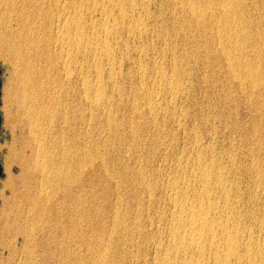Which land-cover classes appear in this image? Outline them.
Instances as JSON below:
<instances>
[{
	"label": "bare ground",
	"instance_id": "1",
	"mask_svg": "<svg viewBox=\"0 0 264 264\" xmlns=\"http://www.w3.org/2000/svg\"><path fill=\"white\" fill-rule=\"evenodd\" d=\"M149 1L150 0H81L75 6L74 0H0V24H2L4 21H9V22L15 21L19 23L20 21H22L21 16H23V11H19L18 7L22 5H32V4H41L45 8H48V10L55 9L56 13L59 12L57 11V9H59L61 13L60 18L63 19L62 25H58V26L56 25L57 27L55 26L56 28L55 34L50 39H49V36L51 35H49L48 37H44V38L39 37V45L37 41L30 40V42H33L32 46H33L34 53H37V55L39 54V62L43 63V65L46 64L47 68L51 70L53 68H55V70H58L57 76L58 78H62V79H58L60 82H56V80H54L53 78L50 79L48 77V74L45 71V67H44L45 65L43 66V68L39 69V82L37 80V75L30 72L29 65L26 62V58L24 57L27 54L28 48L31 47L30 45L26 47L24 44V41H26V39L28 38L27 35H24L23 33L22 35L19 33H15L16 30L7 24V26L5 27V32L1 34L0 36V47L1 45H3L6 48V56H7L6 58L14 60V63H16L17 65L13 67L14 70L12 71L14 72V79H15L14 81L16 82L17 85H15L14 87H11V89L8 90V93L4 98V108L6 110L7 121L8 119L10 120L13 118L19 123H24V126H26L28 129L27 130V140L31 144L30 146L31 158H29V160L25 159L23 161L22 166H21V176L23 177V182L25 181L26 183L28 192L34 198L39 199V204L43 203V206L44 205L46 207L51 206L52 205L51 201L53 200V198H55L56 195L61 193V191L63 190V192L60 194V197H61L59 198L60 202L57 201V203H55L54 206L50 207V208L53 207L55 216L61 213L62 210H64V207L66 206L68 208L67 210H69L71 215L75 216L78 214L82 216L83 218L85 217L83 214L85 212L84 210L85 207L83 208V206L82 207L78 206V204H75V203L73 204L74 206H71V202H70V201H74L77 199L84 200L88 198L90 194V191L88 190L89 183L86 181V179H83L81 181V178L79 179V175L77 174H75L78 176L77 178L72 179L69 176V168L72 166V164H75L78 162V161L77 162L74 161L75 154H76L75 159L78 157V155L79 157H82L84 159L85 156L87 157V152L88 154L89 153H93V155L96 154L95 156H97L98 165L100 168L103 169V171L101 172V176L103 178L102 180L104 181V178L113 180V176L109 174L108 172H105L104 170L105 156H110L111 149L109 150L110 147H107L106 144H105L106 146L103 145L101 141H100L101 143H99L98 141V145L96 143L97 146H95L94 148H90V146L88 147V145L85 146L84 148L79 147L77 144L78 140L76 139L77 140L76 141L74 140V138L73 140H70L72 141L71 143L69 142V144H72V146L71 145H70L71 147L68 146L64 140V137H65L64 133H65V130L68 129L66 127L69 125L70 122H72V120L70 119V116L67 115L68 109L64 105L65 103H63L65 102V99L63 102H61L59 99H58L59 101H56V100L53 101L52 99H48V97L45 98L44 92L46 90L48 91V89L50 88L49 86L51 84L49 83V81L51 80V83L53 82L52 85L54 84L55 86L54 85L53 86L56 87L57 90H59V92H61V94L63 95L65 94L63 93L64 88H66L65 85L67 86L68 83L70 84L72 83L74 85L75 83V80L73 79L74 77L77 79V81L79 80L80 82V87H81L80 89H82V92L85 96V100H86V97L89 95V98H87V101H86L87 106L85 105L84 106L85 108H83V110L84 111L88 110L92 114L95 111L102 112L100 114L101 119L103 118L104 120V123H103L104 131L102 130V133L108 134L118 129L119 125H117L114 122L113 117H112L113 113L109 112L108 110L110 107L107 109V107L110 105V102H109L110 99L106 96L104 92V89H105L104 87L107 88V86L108 87L111 86L114 90L115 84L118 81L117 79L121 78L122 76L120 73L121 70L120 72L119 70H117L116 64L118 62L119 64H121V62H123V59H120V61L119 59L117 60L115 42L113 41H115L116 38H118L119 29L123 30L124 27L125 28L127 27V29L125 30H127L129 35L131 34L132 37L144 36L145 38V36H149V35L154 36V34L160 37L156 29H152V27L151 28L148 27L149 22H150V16L148 15L149 9H148L147 3ZM173 1L174 3L173 2L172 3L175 4L173 7L174 11L177 12L176 15L177 14L185 15V17L187 18V22H188L186 23L190 27L193 26L192 28L195 30H197V28H201V30L204 31L202 33L203 38L205 40L204 42H207V41L208 43L210 42L212 44L211 45L212 47L210 49L212 53L217 55L223 61L224 66L222 67H223V70L226 76L225 78L229 81V83L233 86V88L236 87L239 90V92L245 94V96L247 95L250 96V95H253L254 93H264V70H260V66L258 67V65L264 66V40L262 39L263 37H260L257 34H255V31L252 30L254 33H251V30L249 29L251 27L250 25L251 23L249 20L248 12L251 7L249 8V6L247 5L246 3L247 0H173ZM127 2L129 4L128 6H125ZM84 6L89 8L88 11L86 8V11L88 12L90 16H92V13L98 12L102 18V21H100V23L95 24V23L88 22L86 18H85L86 20H83V17L81 16L79 17V15L82 13L81 10ZM44 7H41V8H44ZM69 10H72L74 12L75 16H73V18L72 17L69 18V16L65 15L68 13ZM79 10H80V13L78 12ZM136 10H139L140 12V15L137 19L133 17V14ZM114 12L116 13L114 14ZM15 13L16 15L17 13H21V15L16 16V18H13L12 14H15ZM129 15H132L131 17H133L134 19H130L131 17H129ZM58 20L59 19H57V21ZM180 23H182V21ZM207 26H209L210 32L206 33L204 28H206ZM180 27H182V25ZM187 29H188V26H187ZM188 38H189V34H188ZM194 39H197V38H194ZM162 41H164V39H162ZM206 46H207V43H206ZM165 48H167L166 44H165ZM250 48H252L253 50H251ZM143 51L144 50L140 49L139 53H142ZM176 51L177 50H175V52ZM166 53L170 54V51L169 53L168 52ZM173 54H171V56ZM20 56H21V60L16 61L15 59ZM194 57H196V55ZM161 59L160 58L157 59V62L158 60L161 61ZM180 60H175L174 56H172V61L170 65H171V69L173 70L171 71H173L176 74L177 73L180 74L181 72H187L188 74L189 71L184 70L183 66H180L181 63L178 65V62H180ZM13 64L11 63L9 66ZM160 64L162 65L163 63L161 62L159 63V65ZM143 67H144V64L140 63V65L138 66L139 71L135 74L136 75L135 78H137L138 83L141 84L140 89L137 91V95H139L140 97H143L144 100H146L144 101L143 107H146V109H148V112L153 114V111H157L159 109V105H160L159 102L162 101L160 96H163L164 94L165 95L168 94L173 98L175 96L177 97L179 93L181 94L182 91L180 89V86H182L181 85L182 80L181 78H179L180 75L178 77V75L173 74V72L171 73L172 75H168L167 73H164L165 71L162 70L160 66L159 67L155 66V68H153L154 78H152V82H151L152 87L145 90L142 88V85L144 84V80H145V72L143 70ZM85 73H86V76H85ZM104 73L107 74V81L105 82L102 81V77ZM185 78L188 79L187 77ZM185 78L183 80H185ZM71 79H73L74 81H71ZM146 82L147 81H145V83ZM186 83H187V80L185 84ZM58 86H59V89H58ZM116 87L118 88L119 86L117 85ZM183 87L184 85L182 86V89ZM184 91L186 92V90ZM47 93H50V92H47ZM51 93H55V92L52 91ZM47 96H51V95H47ZM158 97L161 99L160 101L158 100ZM14 101H16L17 106H16V111H14L15 114H12L11 111H9V107L14 104ZM111 102L113 101L111 100ZM141 102L143 103V101ZM73 103L74 101L71 102L70 105L75 104ZM165 103L166 101L164 102V104ZM262 103H263L262 104L263 108L260 111L261 112L260 115H261V122L263 124L262 126L263 131L262 129H260V133L262 131V134L259 135V138H257L258 140L256 139L257 144H256L255 150L257 152H263V155H264V99ZM134 105L135 107L138 106L136 105V103ZM140 108L142 109V107ZM161 110L163 111V108ZM69 114L74 115V112L71 110ZM80 115L81 113H79V116L77 117V119L80 117V120H81L83 117ZM154 115H157V114H154ZM163 115L165 116V114ZM75 118L76 117H73V119ZM114 119H115V114H114ZM97 120H99V118ZM154 120L155 119L153 117V122ZM179 120L180 119H178V121ZM91 123H94V121H92ZM87 125H88V128L86 127L85 132L86 131L87 132L85 134L89 133V130H90L89 129L90 123L88 122ZM178 126L180 125L178 124ZM12 127L14 126L12 125ZM234 127L236 128L235 125ZM118 132H119V129H118ZM69 134H68V137H69ZM162 138L165 139L164 136H162ZM162 138H160V140ZM67 140L68 139H66V141ZM199 140H202V139H199ZM115 141L118 142L119 140H115ZM195 141H194V144H195L194 146H191L193 144L190 143L191 144L190 146L192 148H190L189 146L193 154H195L194 157L191 160H188L185 157L184 159L186 160L183 161V165L179 166V162H178V166H177L178 168L176 167L173 170V168L177 165L175 164V166L172 167V170H173V173L180 172L179 174H181V172H184V169L189 167L191 164L194 168H192L191 171L188 168L189 174L188 176L186 174L187 177L181 182H179L180 180H178V182L176 180L174 181L171 180L172 182L166 184L165 186L159 185L158 193H157L156 182L154 180H151L152 176L150 178L148 175L149 173L145 175L143 174L144 172H142L145 169H147V167L143 165L142 163L140 164L137 162L139 164L138 168H139V171H141V173L137 174L135 178L133 177L129 179L130 182L128 181V185L130 186H128V188L130 187L131 189H134L136 198L140 199L141 202H142V199H144L147 201L148 207H150L151 209L152 208L156 209V210L152 209V212L154 211V216L152 218L156 219V225L154 227L155 229L154 228H143L142 224L140 225L141 221H139L140 215L139 214L137 215L136 214L137 212H135L136 210L134 211L132 209L135 212V214L127 217V219L122 220L123 221L122 223H120L118 220V223H114L115 225L113 226V229H112V231L116 232V235H118L117 232L123 233L121 234V236L119 235L120 237L117 236V239L115 238L114 240L115 243H117L116 249L121 250L120 251L122 253V255H120L121 257L117 260L116 258L119 256H116L115 258L116 260L115 259L112 260L113 254L110 255V253L107 251L106 249L107 245H109V243L112 242L111 241L112 235H109L107 236L108 238H106L107 239L106 243L104 242L103 244L105 248L104 246L102 247L104 248L102 253L96 252L98 254L94 260L95 264H264V185L262 184L264 177L262 175L263 172L260 173L259 171L263 166L261 165L262 167L259 168L258 167L259 162L257 164L256 162L252 164L250 163V165H253L254 167L252 168L253 175L251 176L252 179L254 178V182L253 181L251 182L252 183L251 186H249V184L245 185L242 180L243 178L241 177V174L239 173V171L232 169V167L234 168V166L237 163L234 164L233 162L235 161L232 162L231 156L227 157L226 155H224L227 157V159H223V160L226 161L227 166L229 165V167H231V168L225 169L224 167L221 166L222 159H218L217 156L215 158L212 156L208 157L207 155L203 154L202 153L203 144H201L202 146L201 148L200 146H198L200 145V143L198 144V142H195ZM107 143H108V140H107ZM125 143L126 142H124V146H125ZM253 143L252 144L255 145V141ZM121 144L123 143H120V146ZM104 146L106 148H104ZM125 147L123 149H125ZM163 147L164 146L162 145V148ZM208 148L209 147H207V149ZM132 150H135V148ZM138 150L140 151V148ZM113 152H117V151L114 150ZM128 153H130V151H128ZM137 153L138 152H136V154ZM212 154L214 155V153ZM229 155H230V152H229ZM14 157H15L14 154L10 155V158H8L9 160H7L8 166L13 163ZM189 157L190 155L187 158ZM235 157L233 158L235 159ZM262 158H263L262 160V163H263L264 156ZM176 163H177V160H176ZM224 163L225 162H223V164ZM232 163L234 164V166H232ZM80 164L83 165L84 163L82 162ZM85 165L87 164L85 163ZM120 172L121 174L119 173L118 174L121 176L128 173L126 171H125L126 173L125 172L123 173V171H120ZM74 173H77V172H74ZM131 173H133V171ZM116 174L117 173H115V175ZM167 174L169 175L168 172ZM171 176L173 177V174ZM158 177L159 175L156 178ZM179 177H176L175 179L177 178L179 179ZM244 177H245V174H244ZM119 178L120 177H118V179ZM119 180L118 181L116 180V181L119 182ZM244 181H246V179ZM83 182H85L84 189L82 188V184H81ZM196 182L199 184L198 189L191 187L194 185L193 183H196ZM105 184L107 183L105 182ZM76 187H80V188H77L76 190L72 191V189ZM117 187L119 186L117 185ZM101 190L103 192L107 190V187L106 185H104V183L102 185ZM116 190H120V189H116ZM116 190H114L115 191L114 193H116ZM119 193L120 192H118V195ZM118 195L115 194L116 197L115 196L114 197H115L116 203L120 204L123 202L124 198ZM67 200H69L68 203L70 202V206H67L68 204L66 205ZM100 201H103V199ZM138 202L139 201L135 203L140 204V202L139 203ZM137 204L135 206H138ZM119 209L118 210L115 209V212L116 210L119 211ZM126 211H124V213ZM146 211H147V208H146ZM111 212L112 214L114 213L113 216H115V212H113V210ZM121 217H120V221H121ZM69 218H70V215H69ZM69 220L72 221V218ZM142 220L144 221L145 219L142 218ZM76 225L77 224H74V226ZM78 227L80 228V225ZM85 227L87 226L85 225ZM111 233L112 232H110V234ZM79 238H82V237H79ZM98 239L100 240V243H101L102 238H98ZM87 242L89 241L87 240ZM87 242L85 241V243ZM82 244L84 245V243ZM95 249L97 251V248ZM150 250L152 251V253L150 254H152L153 258L152 260L149 259L150 261L147 262L146 261L147 257L145 258V256H143V253L145 251L147 252ZM74 259H76V257H74ZM78 260L80 261V259ZM92 261L93 260L90 261V264Z\"/></svg>",
	"mask_w": 264,
	"mask_h": 264
},
{
	"label": "rangeland",
	"instance_id": "2",
	"mask_svg": "<svg viewBox=\"0 0 264 264\" xmlns=\"http://www.w3.org/2000/svg\"><path fill=\"white\" fill-rule=\"evenodd\" d=\"M80 1L74 0L75 2L74 5L76 6ZM247 1H246L247 5L249 6V8L251 7L248 12L249 20L251 23L250 24L251 27L249 29L251 30V33H254L253 31H255V34H257L260 37H263L262 39L264 40V0H255V1L247 0ZM172 2L174 3L173 0H150L148 2L149 4L147 3L148 9H149L148 15L150 16V22H149L148 27L149 28L152 27V29H156L160 37L155 34L154 36L153 35L145 36V38L144 36L132 37L131 34L129 35L128 31L125 30L127 29V27L126 28L124 27L123 28L124 31L122 29L121 30L119 29L118 38H116L117 41L116 40L113 41L115 42L117 60L119 59L120 61V59H123V62H121V64H119L118 61H117L118 63L116 64L117 70H119V72L121 70L120 73L122 76L121 78L117 79L118 81L115 84L114 90L111 86L109 87L107 86V88L104 87L105 88L104 92L106 96L110 99L109 100L110 105L107 107V109L110 107L108 110L109 112L113 113V114L111 113L113 120L120 127V128L118 127L119 132H118V129H116L114 130V132L112 131L108 134H103L102 130L104 131V124H103L104 120L103 118L101 119V115H100L102 112L95 111L94 112L95 115H94V113L92 114L88 110L87 111L83 110V108H85L84 106L85 105L87 106L86 101H87V98H89V95L86 97V100H85V96L82 92V89H80L81 88L80 82L79 80L77 81L76 78L73 77V79L75 80L74 85L72 83L71 84L68 83L67 86L65 85L66 88H64V91H63V93L65 94L63 95L61 94V92H59V90H57L56 87H54L55 86L54 84H53L54 86L52 85L53 82L51 83V80L49 81V83L52 86L50 85L49 86L50 88L48 89V91L46 90L44 92L45 98L48 97V99H52L53 101L60 100L61 102H63L65 99V102L63 103H65L64 105L68 109L67 115L70 116V119L72 120V122H70L69 125L66 127L68 128L66 129L67 131L65 130V133L63 132L65 135L64 137L65 143L68 146L70 145L72 146V144H69V142L71 143L72 141L70 140H73L74 138V140L76 139L78 140L77 144L79 147L84 148L85 146L88 145V147L90 146V148H94L95 146L98 145V141H99V143L102 142L103 145L106 144L107 147H110L109 150L111 149L110 156H105L104 170L105 172H108L109 174L113 176L114 181L112 179L109 180L106 178H104V181L102 180L103 178L101 176V172L103 171V169L99 167L97 156H95L96 154L93 155V153L88 154L87 152V157L85 156L84 159L82 157H79V155L77 157L78 159L77 158L75 159L76 157V154H75L74 161L75 162L78 161V162L75 164H72V166L69 168L70 178L72 179L77 178L78 177L77 175H79V179L81 178V181L83 179H86V181L89 183L88 190L90 191V194L88 198L84 200L77 199L74 201H70L71 206H74L73 204L75 203V204H78V206H81V207L83 206V208L85 207L84 208L85 212L83 213L85 216L84 218L78 214L75 216L71 215L69 210H67L68 208L66 206L64 207V210H62L61 213H59L57 216L54 215L55 212L53 210V207L52 208L50 207L54 206V204L57 203V201L60 202L59 198H61L60 194L63 192V190L61 191V193L57 194L55 198H53V200L51 201L52 205L51 206L48 205L49 207H46L45 205L43 206V203L39 204V199L34 198L28 192L26 183L25 181L23 182V177L21 176V166L25 159L29 160V158H31V153H30L31 144L27 140V130L28 129L26 126H24V123H19L13 118L10 120L8 119L7 121L6 110L4 108V98L7 95L8 90H10L11 87H14L15 85H17L16 82L14 81L15 80L14 72H12L14 70L13 67L17 65L16 63H14V60L6 58L7 57L6 48L3 45H1L0 47V264H72V263L73 264H77V263L87 264V262L88 264H90L91 260H93L91 264H95L94 262L95 257L97 256L99 252L102 253L103 249L105 248L103 244L104 242L106 243V240H107L106 238H108L107 236L109 235H112L111 236L112 242L109 243V245H107L106 249L110 253V255L113 254L112 260L115 259L116 256H119L116 258L118 260L121 257L120 255H122V253L120 252L121 250L116 249L117 243H115L114 240L115 238L117 239V236L120 237L121 234L123 233L117 232L118 235H116V232L112 231L113 226L115 225L114 223H118V220L120 223H122L123 222L122 220L127 219V217L132 216L135 214V212H137L136 214L140 215L139 218L141 220L139 219V221H141L140 225L142 224L143 228H154L156 225V219L152 218L154 216V211L152 212V209L154 210L156 209L155 208L151 209L150 207H148L147 201L140 197L142 199V202H141L140 199L136 198L134 189H131L130 187L128 188V186H130L128 185L129 179L133 177L135 178L137 174L141 173V171H139V168H138L139 167L138 163L140 164L142 163L143 165L147 167V169H145L142 172H144L143 174L145 175L149 173L148 175L150 178L152 176L151 180H154L156 182L157 193H158L159 185L165 186L166 184L174 180H176L177 182L178 180H180L179 182H181L188 176L189 169L191 171L192 168H194L191 164L189 167L184 169L185 173L184 172H181V174H179L180 172L173 173V170L178 166V162H179V166H182L184 160L186 159L191 160L194 157L195 154H193L190 148H192L191 146L195 145L194 144L195 139H196L195 142H198V144L200 143V145L198 146H200L201 148L203 146L202 148L203 150L201 149L202 153L207 155L208 157L212 156L216 158L217 156L218 159H222L221 166L224 167L225 169L231 168V167H229V165L227 166L226 161L223 159H227V157L231 156L232 162L235 161L233 163L234 164L237 163L236 165L238 166L237 168V166L236 165L234 166V164L232 163V166H234V168L232 167V169L239 171V173L241 174V177L243 178L242 180L245 185L249 184V186H251L252 185L251 182L252 181L254 182V178L252 179L251 177L253 175L252 168L254 167L253 165H250V163L252 164L256 162L257 164L259 162L258 167L259 168H261L262 166L263 167L260 170L259 169L258 170L260 171V173L263 172L262 175L264 177V162L262 163V160H263L262 157L264 155H263V152H257L255 150L257 140H258L257 138H259V135H261L263 131V127H262L263 124L261 122V115H260L261 112L260 111L263 108L262 102L264 99V93H254L253 95L245 96V94L239 92V90L236 87L233 88V86L225 78L226 76H225V73L222 67L224 66L223 61L217 55L212 53V51L210 50L212 47L211 46L212 44L210 42L209 44L208 41L204 42L205 40L202 34L204 31H202L201 28H197V30H195L192 28L193 26L190 27L187 24L188 22H187V18L185 17V15H182V14L176 15L177 12L174 11V8H173L175 4H173ZM128 4L129 3L127 2L125 6H128ZM40 6L44 7L41 4L22 5L18 7L19 11H23V16H21L22 21H20L19 23L15 21H11V22L4 21L2 24H0V36L1 34L5 32V27L7 26V24L16 30L15 33H19L21 35L23 33L24 35H27L28 38L26 39V41H24V44L26 47L28 45H30L31 47L28 48L27 54L24 57L26 58V62L29 65L30 72L37 75V80L39 82V69L43 68V66L45 65L44 67H45V71L48 74V77L50 79L53 78L54 80H56V82H60L58 79H62V78H58L57 76L58 70H55V68L51 70L47 68L46 64L43 65V63L39 62V54L37 55V53H34L33 46H32L33 42H30V40L37 41L39 45V37L44 38V37H48L49 35H51L49 36V39H50L55 34V30H56L55 26L62 25L63 19L60 18L61 13L59 9H57V11L59 12L56 13L55 9L48 10V8H45V7L41 8ZM83 8L81 11L83 14L85 13L86 15L85 14L83 15L82 13H81L82 15L81 14L79 15L80 10L78 11L79 17L80 16L83 17V20L87 19L88 22L95 23V24L100 23V21H102V18L98 12L92 13V16H90L87 12L89 8L85 6ZM86 8H87V11H86ZM69 11L67 13L68 15L67 14L65 15L69 16V18L71 17L73 18V16H75L74 12L72 10H69ZM84 11H86L87 13ZM115 13L116 12H114V14ZM20 15L21 13H17V15L15 13V14H12V17L16 18V16H20ZM139 15H140L139 10H136L133 14V17L137 19ZM131 16L132 15H129V17ZM133 17H131L130 19H134ZM56 18L59 19L60 21L59 20L57 21ZM181 21L182 23H180ZM181 25L182 27H180ZM187 26H188V29H187ZM206 28H204L205 32L206 33L210 32L209 26H207ZM49 31L51 34L49 33ZM188 34H189V38H188ZM165 36L167 39L165 38ZM161 38L164 39V41H162ZM194 38H197V39H194ZM195 40H197L198 42ZM206 43H207V46H206ZM165 44L167 48H165ZM172 44H174L175 46ZM140 49L144 51L142 53H139ZM250 49L253 50L252 48ZM175 50L177 51L175 52ZM164 51L168 53L170 51V54H167ZM171 54H173L172 56H174L175 60H180L181 58L180 62H178V65L181 63L180 66H183L184 70L189 71L188 74L187 72H181L180 74L178 73L176 74L173 71H171L173 70L171 69V65H170L172 61ZM158 55L159 56L161 55L162 57L161 56L159 57ZM195 55L196 57H194ZM158 57L160 59L162 58L163 60L161 59V61L158 60L157 62V59H159ZM15 60L16 61L21 60V56L17 57ZM161 62L163 64L159 65V63ZM11 63L12 64L14 63V64L9 66ZM140 63H143L145 67V68L143 67V70L145 72L144 84L142 83L143 89L147 90L150 87H152L151 82H152V78H154L153 68H155V66H158V67L160 66V68H162V70L165 71L163 72L167 73L168 75H172L171 74L172 72L173 74L178 75V77L180 75L179 78H181L182 80L181 85L182 86L184 85L183 89L186 90V92L182 89V86H180L182 95L179 93L177 97L175 96L173 98L168 94L166 95L164 94L163 96H160L162 99L161 101L162 103L159 102V104L161 105V106L159 105V109L157 111H153V114L148 112V109H146V107H143L144 101L146 100H144L143 97H140L139 95H137V91L140 89L141 84L138 83L137 78H135L136 76L135 74L139 71L138 66L140 65ZM259 66H260V70H264L263 65H258V67ZM85 76H86V73H85ZM185 77H187L188 79H186ZM184 78L185 80H183ZM73 79H71V81H74ZM186 80H187V83L185 84ZM102 81L103 82L107 81L106 73H104L102 77ZM145 81L147 82L145 83ZM117 85L119 86L118 88L116 87ZM58 89H59V86H58ZM52 91L55 93H51ZM47 92H50V93H47ZM47 95H51L52 98L51 96H47ZM161 99L158 97L159 101ZM111 100L113 102H111ZM73 101L75 103V104L73 103L75 106L70 105V103ZM141 101H143V103ZM165 101L166 103L164 104ZM135 103L138 106L135 107L134 105ZM13 105L9 107V111H11L12 114H15L14 111H16V106H17L16 101H14ZM140 107H142V109ZM160 108L161 109L163 108V111ZM71 110L74 112V115L69 114ZM79 113H81L80 116L83 117V118L81 117L82 118L81 120H80V117L77 119V117L79 116ZM114 114H115V119H114ZM154 114H157V115H154ZM163 114H165V116ZM73 117H76V118L73 119ZM97 117L99 118V120H97L98 119ZM144 117L146 120L144 119ZM153 117L156 120V121L154 120V122H153ZM178 119H180L179 120L180 122L178 121ZM92 121H94V123H91ZM88 122L90 123V126H89L90 130H89V133L85 134L87 132V131L85 132L86 127L88 128V125H87ZM178 124L181 126V128L180 126H178ZM12 125L14 127H12ZM234 125L236 126V128L234 127ZM98 126H100L101 128ZM260 129H262L261 133H260ZM77 131L79 132V134ZM68 134H69V137H68ZM70 135L73 137H71ZM118 136L120 137V139L123 138L121 139L122 142ZM162 136H164L165 139L162 138ZM131 138L135 140L133 141ZM160 138L162 139L160 140ZM66 139L68 140L66 141ZM199 139H202V140H199ZM107 140H108V143H107ZM115 140H119V141L117 142ZM254 141H255V145H253ZM124 142H126L125 143L126 147L124 146ZM120 143H123V144H121L120 146ZM190 143L193 145H191ZM201 144L203 145L201 146ZM111 145L113 148L111 147ZM162 145L164 146L163 148H162ZM105 146L104 148H106ZM124 147L125 149H123ZM207 147L209 148L207 149ZM134 148L137 151L132 150ZM139 148H140V151L138 150ZM114 150L117 152H113ZM230 150L231 151L233 150L232 153ZM128 151H130L132 155L128 153ZM136 152H138L137 154L139 155H137ZM229 152H230V155H229ZM113 153L115 154V156ZM212 153H214V155ZM12 154H14L15 157L13 158V163L8 166L7 160H9L8 158H10V155ZM189 155L190 157L192 155V157L187 158ZM224 155H226L227 157ZM232 156L235 157V159ZM185 157L186 159H184ZM180 158L181 159L183 158V159L181 160ZM176 160H177V163H176ZM82 162L84 163L83 165L80 164ZM223 162L225 163L223 164ZM85 163L87 165H85ZM175 164L177 165L175 166ZM172 167H174L173 170H172ZM110 168L112 171L110 170ZM120 171H123V173L126 171L128 172L127 173L128 175L124 174L121 176L119 175L121 174ZM132 171L133 173H131ZM74 172H77V173H74ZM167 172L169 173V175L167 174ZM115 173L117 174L115 175ZM172 174H173V177L171 176ZM244 174H245V177L249 176L248 179L250 181L247 179V177L246 178L244 177ZM158 175L159 177L156 178ZM175 176L176 177L180 176L181 178L179 177V179L178 178L175 179L176 178ZM182 176L183 177L185 176V177L183 178ZM118 177H120L119 178L120 180L118 179ZM245 179L247 183L246 181H244ZM116 180L117 181L119 180V182H117ZM105 182L107 184H105ZM262 182H263L262 184L264 185V180ZM103 183L107 187V190L104 192L101 190ZM81 184H82V188L84 189L85 182ZM193 184H192L193 186L191 187L198 189L199 184L197 182ZM117 185L119 187H117ZM114 187L120 190H116ZM77 188H80V187H76L72 189V191L76 190ZM114 190H116V193H114L115 192ZM118 192H120L119 195L122 196L125 200V201L123 200V202L120 204H117L115 200V197H116L115 194L118 195ZM102 199L103 201H100ZM68 201L69 200L66 201V205L68 204L67 206H70V202L68 203ZM137 201H139L140 204L135 203ZM136 204L138 206H135ZM146 208H147V211H146ZM115 209L117 210L119 209V211L116 210L115 212ZM132 209L136 211L134 212ZM137 209L139 210V212ZM112 210L113 212H115L116 217L113 216L114 213L112 214L111 212ZM124 211L126 212L124 213ZM69 215H70V218H69ZM120 217H121V221H120ZM141 217L145 220L143 221ZM71 218H72V221L69 220ZM142 222L144 223V225ZM74 224H77V225L74 226ZM79 225H80V228L78 227ZM85 225L88 228L85 227ZM110 232L112 233L110 234ZM79 237H82V238H79ZM97 237L102 238L101 243ZM87 240L91 243L87 242ZM85 241L88 244L85 243ZM82 243H84V245ZM103 246L104 248H102ZM95 248H97V251ZM90 251L91 252L94 251V252L91 253ZM150 251H147L148 253L146 251L143 253V256H145V258L146 257L148 258V259L146 258L147 262H149L153 258L152 254H150L152 253V251L151 252ZM145 253L147 256L145 255ZM74 257H76V259H74ZM77 258L80 259V261Z\"/></svg>",
	"mask_w": 264,
	"mask_h": 264
}]
</instances>
